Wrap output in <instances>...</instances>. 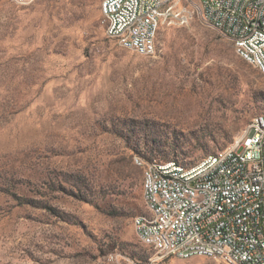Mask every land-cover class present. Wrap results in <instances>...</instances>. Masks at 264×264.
I'll use <instances>...</instances> for the list:
<instances>
[{
    "label": "rangeland",
    "instance_id": "rangeland-1",
    "mask_svg": "<svg viewBox=\"0 0 264 264\" xmlns=\"http://www.w3.org/2000/svg\"><path fill=\"white\" fill-rule=\"evenodd\" d=\"M102 3L0 0V264H238L149 248L135 220L144 163L235 147L264 115V71L204 0L180 1L153 56L107 36Z\"/></svg>",
    "mask_w": 264,
    "mask_h": 264
},
{
    "label": "built area",
    "instance_id": "built-area-1",
    "mask_svg": "<svg viewBox=\"0 0 264 264\" xmlns=\"http://www.w3.org/2000/svg\"><path fill=\"white\" fill-rule=\"evenodd\" d=\"M17 6H28L38 0H11ZM181 0H103V25L109 38L122 48L142 56L156 53V39L162 24L181 25L190 15L179 6ZM208 3V18L220 24L223 33L234 36L251 47V57L264 61V0H235L225 4ZM166 177V189L155 188V202H148L143 193L147 212L135 220L141 242L153 246L150 223L160 215L171 217L173 207H183L188 222L176 232L180 253L204 244L213 254L239 248L240 262L252 260L264 264V120L258 115L247 149L235 153L232 162H221L208 168V175L178 180L177 171L154 166ZM206 185L203 197L181 199L178 186L197 190ZM206 196H213V204L203 207L200 214H191L193 204H202ZM158 199H166V207L158 206ZM167 224V223H166ZM165 226V225H160Z\"/></svg>",
    "mask_w": 264,
    "mask_h": 264
},
{
    "label": "bare ground",
    "instance_id": "bare-ground-1",
    "mask_svg": "<svg viewBox=\"0 0 264 264\" xmlns=\"http://www.w3.org/2000/svg\"><path fill=\"white\" fill-rule=\"evenodd\" d=\"M213 2L216 4H225L227 1L235 0H204V16L208 23L220 30V24H214L208 18V3ZM203 2V1H202ZM226 37L231 39L236 47L237 54L244 60L255 65L262 71H264V61L262 59L251 57V47L246 42H240L234 36H229L223 33ZM254 117L248 126L246 134L238 142V144L227 150L221 155H209L205 157L202 162L196 166L187 168L177 164L174 161L159 162V161H147L144 168V182L143 193L146 195L148 202H155V188L158 190L166 189V177L165 175H159V172L154 166L160 165V169H169L177 171L178 180H185V178L201 177L202 175H208V168H217L219 161L232 162L235 153H238L242 149L248 148V143L254 129ZM264 120V115H263ZM208 167V168H205ZM206 192V185H198L197 190L187 189L185 186H178V194L181 199H195V197H203ZM213 204V196H206L202 200V204H193L191 206V214H200L203 212V207H210ZM159 207H166V199H158ZM188 222V213H183V207H173V214L167 218V215H160L158 222L150 223V231H153V245L166 253V255H175V252L179 250V238L176 236V232L183 230L184 226ZM167 223V224H166ZM165 225V226H160ZM231 258L238 264H253L252 260H245V263L240 262L239 248H231ZM208 257V258H224L227 257V251L218 250L217 254H213L211 248L204 247V244L193 245L190 250L183 251L179 254V258L189 259L192 257Z\"/></svg>",
    "mask_w": 264,
    "mask_h": 264
},
{
    "label": "trees",
    "instance_id": "trees-1",
    "mask_svg": "<svg viewBox=\"0 0 264 264\" xmlns=\"http://www.w3.org/2000/svg\"><path fill=\"white\" fill-rule=\"evenodd\" d=\"M227 151V150H226ZM226 151H223V152H221V153H219V154H217V153H215V154H211V155H221V154H223V153H225ZM210 152H212L211 150H209V151H206V153L207 154H209ZM175 162V161H174ZM177 164H179L178 162H176ZM179 165H181V164H179ZM183 166V165H182ZM184 167H186V166H184ZM187 168H190V167H187ZM129 216H131L130 214H128Z\"/></svg>",
    "mask_w": 264,
    "mask_h": 264
}]
</instances>
